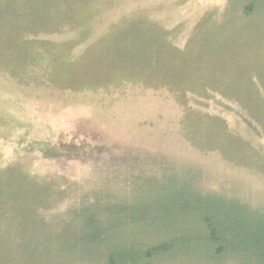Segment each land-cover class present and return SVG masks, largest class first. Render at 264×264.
I'll list each match as a JSON object with an SVG mask.
<instances>
[{
	"label": "rangeland",
	"instance_id": "1",
	"mask_svg": "<svg viewBox=\"0 0 264 264\" xmlns=\"http://www.w3.org/2000/svg\"><path fill=\"white\" fill-rule=\"evenodd\" d=\"M189 182L264 211V0H0V264H104Z\"/></svg>",
	"mask_w": 264,
	"mask_h": 264
},
{
	"label": "trees",
	"instance_id": "2",
	"mask_svg": "<svg viewBox=\"0 0 264 264\" xmlns=\"http://www.w3.org/2000/svg\"><path fill=\"white\" fill-rule=\"evenodd\" d=\"M170 199L172 206L167 212L178 218L173 225L176 231L151 229L145 241L136 238L133 233L142 223L153 227V216L147 221L145 217L138 220L136 211L127 208L117 218H128L124 221L128 225L117 227L112 221L91 224L88 229L95 238L88 239L87 244L100 251L104 264H155L164 256L197 248L208 249L214 260L232 256L264 264L263 210L251 209L225 195L191 188L190 182L172 192Z\"/></svg>",
	"mask_w": 264,
	"mask_h": 264
}]
</instances>
